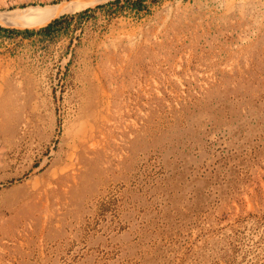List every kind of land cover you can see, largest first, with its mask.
<instances>
[{"label":"rangeland","instance_id":"374dc122","mask_svg":"<svg viewBox=\"0 0 264 264\" xmlns=\"http://www.w3.org/2000/svg\"><path fill=\"white\" fill-rule=\"evenodd\" d=\"M0 264H264V0L0 25Z\"/></svg>","mask_w":264,"mask_h":264},{"label":"bare ground","instance_id":"6f19581e","mask_svg":"<svg viewBox=\"0 0 264 264\" xmlns=\"http://www.w3.org/2000/svg\"><path fill=\"white\" fill-rule=\"evenodd\" d=\"M107 0H72L56 5L43 7H29L14 11H0V25L12 27H25L33 23L46 22L66 12L79 11L91 5Z\"/></svg>","mask_w":264,"mask_h":264},{"label":"trees","instance_id":"16d2710c","mask_svg":"<svg viewBox=\"0 0 264 264\" xmlns=\"http://www.w3.org/2000/svg\"><path fill=\"white\" fill-rule=\"evenodd\" d=\"M49 22H50V21H49ZM49 22H48V23H49ZM48 23H47V24H48ZM44 24H46V23H44ZM44 24H41L40 27L43 26ZM44 26H45V25H44ZM16 32H17V33H22V34H25V35H29V34H32V33H33L32 31H22V32H21V31H16Z\"/></svg>","mask_w":264,"mask_h":264}]
</instances>
